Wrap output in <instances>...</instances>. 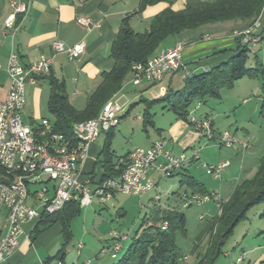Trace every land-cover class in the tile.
I'll list each match as a JSON object with an SVG mask.
<instances>
[{
	"label": "crops",
	"instance_id": "0c3cea01",
	"mask_svg": "<svg viewBox=\"0 0 264 264\" xmlns=\"http://www.w3.org/2000/svg\"><path fill=\"white\" fill-rule=\"evenodd\" d=\"M8 1L0 0V101L4 99L10 85L6 73L7 56L10 52L16 53L21 64L27 66L37 61L41 56H50V44L53 41H59L65 47H72L79 42H83L85 45L84 53L74 61H68L64 55H56L49 74L64 83L69 103L75 110L80 111L85 107L89 96L100 85L102 76L111 72L114 67L110 49L123 19L129 18V25L135 33H143L149 30L153 18L167 8L180 11L186 7H195L213 0H161L159 3L147 6L141 11H139L141 0H21L28 4V11L24 16H17L16 26L18 30L15 33L12 29H4L3 26V22L10 12ZM79 17L90 18L98 27L90 31L85 30L76 23V19ZM259 19L262 24L258 33L260 43L264 37V14ZM205 29L207 31L203 32ZM245 29L243 24L228 22L207 26V28L202 29L201 33H196L197 31L182 33L178 37L164 42L156 54L170 48L175 43H181L183 44L182 64L185 69L190 71L191 75L204 73L229 58L230 54L217 55V53L235 47V39L231 37V32ZM204 37H208L209 40H203ZM258 44L254 45L253 48ZM247 67L253 68L254 65H248ZM184 79L181 71L170 74L159 84L144 85L141 88L142 95L148 94L150 87H157L159 88V97L154 100L157 101L164 96L167 90L179 91L183 86ZM132 86L130 75H127L118 92L112 95L108 101L125 97L133 89ZM261 86L256 78L249 80L243 78L237 81L234 87L226 93L228 106L224 111L212 112L210 110L207 112L202 110L207 104L206 101L196 102L193 109L189 111L187 122L179 120L175 116V119L168 118V125L156 124L152 121L149 113L152 101L143 99L142 95L139 94L136 97L134 96L135 100L133 99L126 105L127 109L125 111L123 108L120 122L122 119L128 118L130 111L136 104L135 101L138 99L139 103H143L145 108H148L147 113L150 116V118L144 117L145 109H143L138 122L144 132L151 128L155 131L153 136L147 135V139L142 144L144 147L142 149H149L156 141L162 140L165 142V150L171 156H184L185 158L182 166L166 178L176 176L179 184L182 178L189 177L200 184L208 194H213L221 202H225L237 184L250 179L254 175L258 161L264 156V117L260 115L262 104ZM49 92L50 89L45 77L40 78L33 86H26L25 104L21 113V117L24 116L26 120L25 122L22 119L25 124L31 126L41 119L53 122L52 118L48 119L43 112L44 108L47 111ZM220 100L223 101L222 96ZM197 111L201 112L200 115L193 116V113ZM229 114L232 117L221 122V118L225 116L227 118ZM190 118L196 120L209 119L214 133L212 139L208 140L196 132L194 127L189 124ZM217 120H219L218 123H224V126L227 122L230 130L223 129L221 131L220 128L218 129L215 125ZM224 131L231 133L240 141L247 142L249 144L248 149L243 151L238 145L232 148L222 147L218 135ZM104 137L105 133L100 134L89 146L88 159L81 169L82 178L91 177L96 181L101 179L103 170L101 165L97 164V160ZM111 150L113 156L118 160L124 158L130 151L128 150L125 154L117 156L112 145ZM195 153L197 158H194ZM201 161H204L203 164L207 165H213L220 161H228L229 163L219 177L211 176L212 180L215 181L211 185V189H208L205 185L206 181L197 175L199 173L196 168ZM159 162L162 163L163 159H159ZM149 177L156 187L155 190L158 189V181L165 178L158 171L151 172ZM2 178L3 176L0 174V181H2ZM90 187L92 188V186ZM179 187L182 190L181 194H195L186 185H179ZM173 195L177 198H172V200L177 203L180 193L176 192ZM93 200L98 201L93 198L88 207L93 204ZM171 209H174L173 204L171 206L167 202L166 207L160 209V212L163 213ZM117 214H120L119 211ZM5 217V210L0 208V239L5 232ZM39 221L34 219L22 224V236L17 252L1 264H50L52 261H56L53 258L63 245L60 225L55 224L35 239H32L31 232ZM118 235L120 236V234ZM123 238L127 239L126 236ZM78 245L76 255L72 260L66 263L67 258L66 255L64 256V264H109L106 256H110L114 245L110 234L108 235L106 248L103 247V250H101L103 257L95 256L93 258V256L83 254L81 251L83 245H81V249H78ZM260 260V263L264 262V256H261Z\"/></svg>",
	"mask_w": 264,
	"mask_h": 264
},
{
	"label": "built area",
	"instance_id": "2783aa9c",
	"mask_svg": "<svg viewBox=\"0 0 264 264\" xmlns=\"http://www.w3.org/2000/svg\"><path fill=\"white\" fill-rule=\"evenodd\" d=\"M85 1V0H81ZM9 14L6 16L4 29H12L15 33L17 16H24L28 11V4L21 0H9ZM76 23L87 31L97 28L98 25L90 18L79 17ZM258 22L252 27L237 32L232 38H240L241 42L253 47L258 44L259 36L255 32L260 30ZM208 41L207 37L204 39ZM51 55L41 56L27 66H23L14 52L7 56L6 73L10 81L9 89L2 101H0V169L2 181H0V208L6 212L5 225L7 234L1 239L0 264L11 258L18 250L22 236L21 226L24 222L38 219L43 216H51L60 212L70 202L76 203L79 208L88 207L93 198L100 203L112 199L114 195L121 194L127 197H140L155 190V185L149 175L153 171L160 172L168 177L173 171L179 169V163H184V156L174 157L165 150V142L156 141L149 149H131L125 158L118 161L123 165V170L118 177H110L94 180L91 177L82 178L81 169L88 159V152L75 155V148L66 142L60 141L55 132L53 122L41 119L34 125H27L22 121L21 113L25 104V88L33 86L40 78L47 77L53 65L56 55H64L68 61H74L84 53L85 45L79 42L72 47H65L59 41L50 44ZM181 43H175L161 56L154 69H146L145 64H135V79L131 84L139 85L142 81L155 85L163 79L178 72L186 78L191 72L182 64ZM252 53V52H251ZM122 107L114 101L107 108L102 121L94 124L78 125L83 140H87L89 146L99 137L114 127V119H121ZM196 132L204 138L211 140L214 133L209 119H189ZM46 136H54L56 148H47ZM222 147L232 148L235 145L247 150L249 144L236 139L231 133L224 131L218 135ZM57 145H67L70 148L68 159L59 158ZM40 153L42 174L35 175L33 190H24L25 174L31 166V154ZM163 162H159V159ZM194 158H197L195 153ZM228 161H220L213 165L202 164L209 176L219 177L228 167ZM92 186V188L90 187ZM154 199L159 201V195ZM184 208L191 206H203L212 202L217 210L222 202L213 194L186 195L178 197ZM166 229V224H161V230ZM114 245L110 252L111 259L120 250V245L125 238L116 232L110 233ZM78 245V249H81ZM183 257V262H186Z\"/></svg>",
	"mask_w": 264,
	"mask_h": 264
},
{
	"label": "trees",
	"instance_id": "16d2710c",
	"mask_svg": "<svg viewBox=\"0 0 264 264\" xmlns=\"http://www.w3.org/2000/svg\"><path fill=\"white\" fill-rule=\"evenodd\" d=\"M160 1L141 0L139 11ZM262 14L264 0H213L180 11L167 8L153 18L149 30L143 33H135L129 25V18L123 19L110 49L114 67L111 72L102 76L100 85L89 96L82 110L77 111L71 106L62 81L51 75L45 77L50 89L47 112L53 120L55 132L70 137L74 124L97 117L103 105L118 92L126 76L130 75L132 66L145 64L155 57L160 52L156 54L158 49L168 39H174L182 33L195 32L206 26L228 22L243 24L245 28H250ZM234 39L233 49L217 53L230 54L226 61L207 72L190 74L184 79L179 91L167 90L164 96L155 102L164 103L165 110L172 112L179 120L187 122L190 108L196 102L220 99L221 90H231L237 81L243 78L255 79L260 74L262 81L260 115L264 117L263 72L259 69L260 65L254 56L253 47L248 48L240 38ZM249 54L255 58L253 68L247 67ZM147 112L148 108H145L144 117L150 118ZM113 130L105 133L98 155L97 164L101 165L103 170L101 179L118 177L123 170V165L118 163L119 160L113 156L111 150ZM0 174H3L1 169ZM179 185L188 186L195 194H208L200 184L189 177L182 178ZM259 204H264V156L258 161L254 175L237 184L228 200L220 205L219 214L211 218L206 230L208 236L205 248L201 253L197 252L198 247L193 249L192 253L196 256L192 264H214L233 229L245 218L249 209ZM79 215V206L74 202L67 203L60 212L43 216L31 232L32 239H35L51 226L60 225L63 245L53 258L57 264H64L65 246L71 238L70 223ZM260 217L264 218V212ZM162 223L166 224L165 230H161ZM185 224L182 212L174 209L164 211L157 225L147 227L131 240L115 264H182L183 255L176 245L175 235L177 233L185 235ZM121 250L120 245V250L113 260L117 259Z\"/></svg>",
	"mask_w": 264,
	"mask_h": 264
},
{
	"label": "rangeland",
	"instance_id": "374dc122",
	"mask_svg": "<svg viewBox=\"0 0 264 264\" xmlns=\"http://www.w3.org/2000/svg\"><path fill=\"white\" fill-rule=\"evenodd\" d=\"M258 20L260 22V19ZM258 20L253 25H255ZM260 25L262 26L261 22ZM204 28H207V26L200 28V30L198 29L196 33H201ZM206 31L205 29L203 32ZM235 31L241 32L244 30H234L232 34L235 33ZM259 31L260 30L255 33L258 34ZM206 38L207 37H204L203 40ZM253 50L255 52L254 56L260 65L259 69L264 75V37ZM254 56L249 54L247 66L254 65ZM256 79L261 86L262 81L260 74ZM144 85H147L144 81L137 86L133 85V89L129 91L125 97L115 99V101L122 109L124 108L125 111L127 109L126 105H128L130 101L139 94H143L141 88ZM149 89L150 92L142 95V98L152 101L149 111L152 121L156 124L168 125V118L171 117L175 119V115L164 109V103L154 101L159 97V88L150 87ZM228 91L229 90L220 91L223 101L220 99H207V104L202 110H206L207 112L210 110H212V112L224 111L228 106V99L226 97ZM135 103L128 118L122 119L121 122L119 121L120 124L117 125L114 131L111 145L117 156L125 154L132 148H144L142 144H144V141L147 139V135L153 136L155 132L153 128L147 129L146 132L143 131L138 122V118H140L143 109H145V105L141 102L139 103L138 99ZM193 107L194 104L191 106L190 110H192ZM43 112L45 117L51 119L45 108ZM200 113V111H197L193 113V116H198ZM230 117H232L230 114L227 118L226 116L222 117L221 122ZM22 119L26 122L24 116ZM218 121L219 120L215 122L218 129L220 128L221 131L223 129L230 130L227 122H225L224 126V123H218ZM203 163L204 161H201L199 165H197L196 169L199 173L197 175L200 178L202 177V179L206 181V187L211 189V185L214 184L215 181L207 174L206 169L202 167ZM176 192L180 193V196L182 195V190L178 184V178L173 176L171 178H161L158 181V189L140 197H127L118 194L114 199L106 200L104 203L93 200V204L86 209L80 210V215L74 218L70 223L71 238L65 246L66 263L75 257L78 244L83 245V250H81L83 254L93 256V258H95V256H102L101 250H103V247L106 248L108 235L112 231H115L120 234L121 237L126 236L127 238L122 242V250L118 253L117 259L113 260L110 259V256H106L109 264H115L136 235L139 236L147 227L158 224L161 215L160 209H164L166 203L169 202L171 206L173 204V208L177 212H182L185 216L186 233L185 235L177 233L175 235V242L183 257H188L183 264H192L196 256L195 253H192L193 249L198 247L197 252L199 253L204 250L208 236L206 233L208 224L211 218L218 214L212 202L203 206L183 208L180 200H178L177 203L172 200V198L176 197L173 195ZM157 195H159L160 201L154 199ZM118 211L120 214H117ZM263 212L264 204L256 205L248 210L245 218L233 229L231 235L226 240L222 247V253L214 264H264V262L260 263L261 256H264V218L260 217Z\"/></svg>",
	"mask_w": 264,
	"mask_h": 264
},
{
	"label": "bare ground",
	"instance_id": "6f19581e",
	"mask_svg": "<svg viewBox=\"0 0 264 264\" xmlns=\"http://www.w3.org/2000/svg\"><path fill=\"white\" fill-rule=\"evenodd\" d=\"M234 35V33L232 34ZM169 49V48H167ZM167 49L162 50L159 52L155 57L151 58L149 61L145 63L146 69H154V64L158 62L163 54L166 53ZM191 74V73H190ZM190 74H187L189 76ZM135 79V70L134 66H132L130 71V82L134 81ZM115 100H110L106 104L103 105L100 112L98 113L97 117L93 120L78 123V125H87V124H94V122L102 121L104 118L105 112L107 108H110L113 105ZM120 119H114V127H117L119 124ZM58 138L62 142H66L68 145L75 148V155H82V153L88 152V142L87 140H83L82 135H80V131L77 129V126H73L71 130V136L66 137L63 134L58 133ZM45 144L47 148H56V139L54 136H46L45 137ZM57 152L59 158L61 159H68V155H70V148L67 145H57ZM183 163H179V168L182 166ZM31 166L32 168H28L25 174V181H24V190H33V180L35 179V175L42 174V167H41V157L40 153H33L31 154ZM174 172V171H173ZM220 212V207H217V214ZM165 230V229H163ZM5 234H7V227L5 225V232L1 239H5ZM0 239V244H1ZM118 252V251H117ZM115 258V256H114ZM113 258V259H114Z\"/></svg>",
	"mask_w": 264,
	"mask_h": 264
},
{
	"label": "water",
	"instance_id": "95a60500",
	"mask_svg": "<svg viewBox=\"0 0 264 264\" xmlns=\"http://www.w3.org/2000/svg\"><path fill=\"white\" fill-rule=\"evenodd\" d=\"M50 264H57L56 261H52Z\"/></svg>",
	"mask_w": 264,
	"mask_h": 264
}]
</instances>
